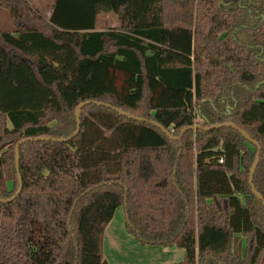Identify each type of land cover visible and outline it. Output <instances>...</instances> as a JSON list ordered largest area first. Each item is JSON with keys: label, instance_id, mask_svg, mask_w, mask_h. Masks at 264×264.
<instances>
[{"label": "trees", "instance_id": "16d2710c", "mask_svg": "<svg viewBox=\"0 0 264 264\" xmlns=\"http://www.w3.org/2000/svg\"><path fill=\"white\" fill-rule=\"evenodd\" d=\"M222 1L0 0V264H107L118 206L172 264H264V0Z\"/></svg>", "mask_w": 264, "mask_h": 264}, {"label": "rangeland", "instance_id": "374dc122", "mask_svg": "<svg viewBox=\"0 0 264 264\" xmlns=\"http://www.w3.org/2000/svg\"><path fill=\"white\" fill-rule=\"evenodd\" d=\"M28 4L44 17L49 15L53 0H27ZM224 5L227 2L222 1ZM100 24L113 26L116 23L111 14L101 16ZM8 13L0 7V28L12 29ZM10 184V183H9ZM10 186V185H8ZM140 244L123 225V210L116 207L110 221L99 237V255L107 264H143L144 259L152 258L153 264H169L183 258V250L177 247L166 248ZM156 261V262H155Z\"/></svg>", "mask_w": 264, "mask_h": 264}, {"label": "water", "instance_id": "95a60500", "mask_svg": "<svg viewBox=\"0 0 264 264\" xmlns=\"http://www.w3.org/2000/svg\"><path fill=\"white\" fill-rule=\"evenodd\" d=\"M220 2H222V0H219V3ZM88 101L87 100H85V101H82V102H80V103H78L77 104V106H76V108H75V110H74V116H75V120H76V129L73 131V133L72 134H70L68 137H66V138H64V139H68V138H70L72 135H74L75 133H77V131H78V128H79V115H80V109H81V107L84 105V104H86ZM122 112V111H121ZM128 117H133L134 119H137V120H145L143 117H136V116H132V115H129V114H126ZM152 123H154L158 128H160L163 132H165V133H167V134H170L169 133V131L167 130V129H165L162 125H160L159 123H155L154 121H151ZM223 124H231V123H228V122H224ZM220 125H222V123H214V124H210L208 127H219ZM231 125H233V124H231ZM233 126H235V125H233ZM184 130V129H183ZM182 130V131H183ZM240 132H241V134L244 136V137H246L247 139H249V140H252L250 137H248V135L246 134V132L245 131H243V130H240ZM182 133V132H181ZM26 139H30V137H28V138H24V139H20L16 144H15V146H14V164H15V169H16V171L18 170V145L20 144V143H22L24 140H26ZM58 139H62V138H58ZM253 141V143H255L256 144V142L254 141V140H252ZM258 151H259V146H257V151H256V154H255V157H254V161H253V163H252V165H251V167H250V173L253 171V169H254V167H255V165H256V162H257V159H258ZM18 176V175H17ZM19 178V177H18ZM250 178L251 177H249V180H250ZM19 190H20V182H19V186H18V188H17V190H16V192H15V194H13L11 197H9V198H0V201H2V202H5V201H8V200H10V199H13L14 198V196L19 192ZM254 191V190H253ZM255 192V194L259 197V198H262V196L259 194V193H257L256 191H254Z\"/></svg>", "mask_w": 264, "mask_h": 264}, {"label": "crops", "instance_id": "0c3cea01", "mask_svg": "<svg viewBox=\"0 0 264 264\" xmlns=\"http://www.w3.org/2000/svg\"><path fill=\"white\" fill-rule=\"evenodd\" d=\"M108 223H106L105 225H104V227H103V230H104V228H105V226L107 225ZM102 230V231H103ZM127 232V231H126ZM238 242H239V245H240V249H243V246H244V238L242 237V236H239L238 237ZM151 246H160V245H151ZM160 247H162V249L163 250H165L166 248H170L169 246H160ZM163 250H160V251H163ZM144 261V263L143 264H153L154 263V260L152 259V258H148V259H144L143 260ZM156 262V261H155ZM173 263V262H172ZM169 264H171V263H169Z\"/></svg>", "mask_w": 264, "mask_h": 264}, {"label": "built area", "instance_id": "2783aa9c", "mask_svg": "<svg viewBox=\"0 0 264 264\" xmlns=\"http://www.w3.org/2000/svg\"><path fill=\"white\" fill-rule=\"evenodd\" d=\"M170 131H172V129H170ZM218 161H219V162H221V161H222V159H221V158H219V159H218Z\"/></svg>", "mask_w": 264, "mask_h": 264}]
</instances>
